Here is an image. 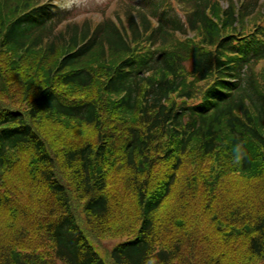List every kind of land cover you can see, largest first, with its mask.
I'll return each mask as SVG.
<instances>
[{"label": "trees", "instance_id": "trees-1", "mask_svg": "<svg viewBox=\"0 0 264 264\" xmlns=\"http://www.w3.org/2000/svg\"><path fill=\"white\" fill-rule=\"evenodd\" d=\"M111 5L0 0V264H264V1Z\"/></svg>", "mask_w": 264, "mask_h": 264}, {"label": "rangeland", "instance_id": "rangeland-1", "mask_svg": "<svg viewBox=\"0 0 264 264\" xmlns=\"http://www.w3.org/2000/svg\"><path fill=\"white\" fill-rule=\"evenodd\" d=\"M62 5L66 6L69 9H75L81 14L79 16H93L98 18L102 11L106 10V6L111 3V7L114 6V3L118 0H58ZM84 12H88L85 14ZM122 242L121 239L115 240H104L100 246L106 251L108 248L111 249L114 245Z\"/></svg>", "mask_w": 264, "mask_h": 264}, {"label": "clouds", "instance_id": "clouds-1", "mask_svg": "<svg viewBox=\"0 0 264 264\" xmlns=\"http://www.w3.org/2000/svg\"><path fill=\"white\" fill-rule=\"evenodd\" d=\"M235 151H236L237 153H239V151H240L239 146H237V148L235 149ZM238 158H239V157H238Z\"/></svg>", "mask_w": 264, "mask_h": 264}]
</instances>
